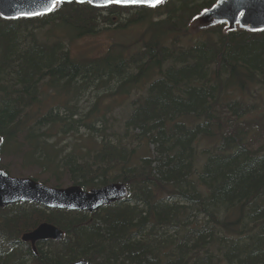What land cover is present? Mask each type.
<instances>
[{"label": "trees", "instance_id": "obj_1", "mask_svg": "<svg viewBox=\"0 0 264 264\" xmlns=\"http://www.w3.org/2000/svg\"><path fill=\"white\" fill-rule=\"evenodd\" d=\"M215 1L73 2L0 19V169L57 188L128 189L93 214L0 209V264H264V32L188 34ZM133 27L143 31L133 54L124 43L70 54L75 40ZM88 90L94 100L81 102ZM133 91L115 117V98ZM42 223L63 238L35 254L20 237Z\"/></svg>", "mask_w": 264, "mask_h": 264}, {"label": "water", "instance_id": "obj_2", "mask_svg": "<svg viewBox=\"0 0 264 264\" xmlns=\"http://www.w3.org/2000/svg\"><path fill=\"white\" fill-rule=\"evenodd\" d=\"M92 7L147 6L109 3V0H71ZM63 0L62 3H71ZM53 0H0V18L17 20L34 18L51 13ZM58 5V4H57ZM56 5V6H57ZM55 6V7H56ZM156 7V6H155ZM225 25L224 33L243 30L251 33L264 31V0H218L209 9L195 16L188 24L190 33ZM1 148V140H0ZM124 184H111L89 192L78 186L54 189L41 185L29 178H15L0 170V208L15 203H32L47 209L66 211H87L93 213L102 206L110 205L127 197ZM63 232L43 223L30 233L22 235L21 241L30 243L35 252V244L46 240L60 241ZM72 264H85L77 262Z\"/></svg>", "mask_w": 264, "mask_h": 264}, {"label": "rangeland", "instance_id": "obj_3", "mask_svg": "<svg viewBox=\"0 0 264 264\" xmlns=\"http://www.w3.org/2000/svg\"><path fill=\"white\" fill-rule=\"evenodd\" d=\"M142 28L141 27H133L127 30L126 32L120 33L119 31H108L103 30L93 36H87L78 40L73 41L70 44V54L75 59L82 58H98L103 56L113 44H122L124 43L127 47L126 55L133 54L141 47V39L142 37ZM144 87H141L138 91H142ZM133 91L128 96H122L115 98L116 104H119L118 109L113 113V115L117 118H122L123 113L126 108L130 104V102L136 98V95L142 94V92ZM260 94V97L264 99V90L257 94ZM86 99L93 101V95H90V91L88 90L80 99L81 102H86ZM47 102L50 104L53 102V99L46 97ZM111 101L110 99H105V102ZM115 104V103H114ZM115 104V105H116ZM258 106L260 107V102L258 101ZM261 111L258 109L255 112L254 117L257 116ZM19 168H15L14 171L11 172V176L13 177H27L28 175L25 172H21L18 170ZM21 173L22 175H19Z\"/></svg>", "mask_w": 264, "mask_h": 264}, {"label": "snow or ice", "instance_id": "obj_4", "mask_svg": "<svg viewBox=\"0 0 264 264\" xmlns=\"http://www.w3.org/2000/svg\"><path fill=\"white\" fill-rule=\"evenodd\" d=\"M63 0H53L52 9L55 8L57 4L62 3ZM71 2V0H69ZM90 2V0H89ZM164 0H109V3H116V4H122V5H140L145 4L150 7H155L161 3H163Z\"/></svg>", "mask_w": 264, "mask_h": 264}, {"label": "bare ground", "instance_id": "obj_5", "mask_svg": "<svg viewBox=\"0 0 264 264\" xmlns=\"http://www.w3.org/2000/svg\"><path fill=\"white\" fill-rule=\"evenodd\" d=\"M63 238V237H62ZM62 240V239H61ZM60 240V241H61ZM42 242H44V241H42ZM35 254H37V248H36V250H35V252H34ZM77 262H83V263H85L86 264V262L85 261H83V260H79V261H76V262H73V263H77Z\"/></svg>", "mask_w": 264, "mask_h": 264}]
</instances>
